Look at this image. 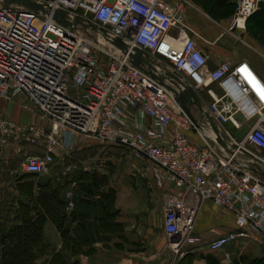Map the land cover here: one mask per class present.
<instances>
[{"label":"built area","instance_id":"1","mask_svg":"<svg viewBox=\"0 0 264 264\" xmlns=\"http://www.w3.org/2000/svg\"><path fill=\"white\" fill-rule=\"evenodd\" d=\"M44 1L105 30L98 34L101 41L123 43L128 54L142 52L152 67L144 66L149 73L134 67L128 54L101 48L50 18L0 7V102L24 96L39 114L24 126L0 115V157L11 140L40 147L37 154L25 153L20 170L45 175L83 137L121 147L153 165L158 187L167 182L175 190L161 197L166 246L175 256L201 243L193 227L206 202L228 212L234 223L207 243L210 252L240 239L259 238L264 245V83L253 70L244 62L207 68L208 57L195 41L199 36L185 23L187 0ZM262 7L264 0H236L225 31L241 40L247 20ZM97 52L109 56L106 68ZM151 74L172 87L179 78L210 98L207 117L197 119L202 128ZM228 124L248 131L237 139ZM104 162L98 156L83 163V170L97 171ZM74 170L69 165L62 171L69 186L67 214L78 188L69 177Z\"/></svg>","mask_w":264,"mask_h":264},{"label":"crops","instance_id":"2","mask_svg":"<svg viewBox=\"0 0 264 264\" xmlns=\"http://www.w3.org/2000/svg\"><path fill=\"white\" fill-rule=\"evenodd\" d=\"M191 2L185 11V23L191 29L192 36L201 37H195V41L197 47L208 57L207 68L213 70L223 62H231L232 64L244 62L264 83V44L248 34H244L243 39L237 41L227 31V42H219L220 34L228 27L229 22L213 19L201 6ZM169 33L175 38L177 29L173 28ZM213 86L218 92V87ZM201 97L206 103L204 109L207 111L210 98L203 94ZM1 102L6 107L3 110L4 116L17 125L24 126L38 119V111L27 102L24 96ZM191 109L196 119L201 120L202 116L197 112V109L194 107ZM226 128L237 139L244 136L241 132L244 126L240 131H234L230 124L226 125ZM204 132H206L205 129ZM191 136L196 139L194 133ZM83 139L77 140L75 150L78 149L77 143ZM9 143L8 148L1 153L0 161H7L8 158L2 156H10L9 148L21 147L26 142L11 140ZM21 149L24 153L25 150ZM61 163L58 161L53 166L61 165ZM53 166L43 176L51 179L52 183L55 182L57 186L64 185L66 182L63 180L66 179L62 177V173L59 171H51ZM100 174L110 173L104 170ZM143 175V178L139 177V179L146 182L141 183V185L134 184L132 186L123 182L111 185L114 190L111 212L107 211L108 209L104 204L100 207L97 204V200L100 199L98 191L89 195L83 194L82 196H87L84 198L78 197L74 216L83 222H89L99 227L101 231L99 237L101 238L95 241L89 254L76 256L69 252L68 257L70 260L72 259L71 262L76 260L77 264H211L212 261H216L218 264H231L229 262L232 264H261L258 261L261 259L264 245L259 238L253 241L240 239L235 243L226 245L219 252H210L207 249L208 242L234 229L232 216L209 202L200 206L193 227V233L201 239V243L195 245L192 251L185 252L181 256H175L166 246V238L162 228L161 206L163 192L168 189H172L173 192L175 190L167 182L162 187H156L153 184L148 185L151 180H146L147 174ZM110 178L111 181L112 177ZM56 179L59 181L57 182ZM100 213L109 214V216L102 220L99 216ZM105 219L108 220V224L105 223ZM101 222L105 225H101ZM71 224L69 236H74L76 223ZM43 236L45 242L55 248L56 251L62 249L61 234L51 222L45 223Z\"/></svg>","mask_w":264,"mask_h":264},{"label":"rangeland","instance_id":"3","mask_svg":"<svg viewBox=\"0 0 264 264\" xmlns=\"http://www.w3.org/2000/svg\"><path fill=\"white\" fill-rule=\"evenodd\" d=\"M233 2L235 4L236 0H234ZM210 12H212L211 9ZM220 12L221 11L215 12L214 16L219 15ZM232 14L233 13H231V15L228 17L221 19L218 18L215 20L229 22V19ZM252 20H254L252 21V24L250 23L246 26V30L245 32H243L241 40L243 39L244 34H248L256 39H259L260 41H262V43H264V32L261 31V28L258 29L255 26V22H257L258 20L257 17H254ZM225 30L226 29L221 32L219 42H227L228 37L226 35L228 33ZM233 38L237 41H240L234 36ZM96 54L100 60L101 66L103 68H106L111 62L109 56H106L101 52H97ZM212 88L215 89L214 86H212ZM202 94L206 97V94ZM1 103L2 102H0V115H4L3 110L6 107L4 104L2 105ZM247 131L248 127L244 126L241 132L245 134ZM83 138V140H80V142L77 143L78 149L76 148L77 150L73 151L70 157L64 162H62L61 165H56L55 167L53 166L54 168H52L51 171L56 170L62 173L64 167L73 165L75 167V170L69 175V177L75 178V175H80L79 172H87L83 170V163L94 159V157L102 156V160H105L106 163L104 162V164H102L99 170L88 172H95L96 174H100L101 171L105 170V172L110 173L108 175V179L104 178L96 185V187L98 188L97 190H101L98 191V193L101 192L105 195H109L108 203L105 202V204L109 206L108 212H111L112 210L113 195L111 194V192H113L114 190L111 188V185L113 186V184H116L117 182H123L126 185L130 184L132 186H134V184L141 185V183L146 181H142V179H139V177L143 178V174H147L146 180L150 179L152 182L148 183V185L153 184V186L158 187L157 180L154 177V167L146 159L137 160L132 158L128 151L124 150L121 147H111L108 145L97 143L92 138ZM21 148L25 150L24 153L22 152L23 150ZM33 150L34 152H41L40 147L35 148L32 144L23 143L21 147L9 148V151H11L9 152L10 156H2L5 158L7 157L8 159L6 162L0 161V225L2 223H6L4 226H12L13 224H15L16 219L18 220V222L23 223L22 220L25 216V211H28L29 209L33 208L40 211V216L45 218L44 221H46V223L51 222L54 225V222L60 221L59 219L60 215L62 214V206L57 203V198H55L54 196H50L49 191L46 192L47 190H45V184L47 182L49 183V189H56V183H50L49 181H47L48 179L46 176L24 174L20 170V166L23 160L25 159V152L26 155H31V153H33ZM110 177H112L111 181L109 180ZM56 181L58 182L59 179H56ZM68 189L69 186L66 182V185H64L62 192L64 193ZM54 209L55 212H53ZM45 260L46 258L45 256H43L42 258L36 261V264H44ZM258 262H262L264 264V250L262 252L261 259H259ZM229 263L232 264V262Z\"/></svg>","mask_w":264,"mask_h":264},{"label":"trees","instance_id":"4","mask_svg":"<svg viewBox=\"0 0 264 264\" xmlns=\"http://www.w3.org/2000/svg\"><path fill=\"white\" fill-rule=\"evenodd\" d=\"M196 5L201 6L213 19H221L231 15L234 11V0H192ZM208 5V7H207ZM210 9L212 12H210ZM221 11L219 15L214 16L215 12ZM254 17H257L256 27L264 32V8H260L257 12H255L246 23L252 24V20ZM259 40V39H257ZM260 41V40H259ZM262 43V41H260ZM264 44V43H263ZM33 147L37 148L33 145ZM39 152L31 153V155L37 154ZM92 173V174H87ZM79 176L75 175V179L78 182V188L75 191V196L73 198L74 208L71 213L66 214L65 205L66 201L63 196V187L57 186L56 189H49V183L45 184L46 192L49 191L50 196H54L59 205L62 207V214L60 215V221L54 222L55 227L59 230L63 245L62 249L56 251L55 248L51 247L50 244L45 242L43 236V229L46 221H44V217L40 216V211L33 208L25 211V216L23 217V223L15 220V224L12 226H4L2 223L0 225V264H36V261L43 256H45L46 260L44 264H77V261L74 260L70 262L68 257V253L71 252L72 255H80V254H89L92 250V245L95 241L101 237L100 228L95 224L89 222H83L81 219H77L74 216V209L77 203L78 197H87L82 196L83 194H92L97 190V183L102 181L104 178L108 179V175L105 174H96L95 172H79ZM93 175V176H88ZM50 183L51 179H48ZM67 182V181H65ZM68 185V183H67ZM100 195V199L97 200V204L104 206L109 209V206L105 204L108 203L109 195H105L101 192L98 193ZM114 197V191L111 192ZM113 203V198H112ZM108 211V210H107ZM55 212V209L53 210ZM100 219L104 220L108 215H103L100 213ZM25 220V222H24ZM108 220L105 219V223ZM76 223L74 236H69L70 229L72 227L71 223ZM104 222V221H103ZM101 222V225H105ZM94 223V222H93ZM9 225V224H8ZM78 230H80L78 232ZM211 264H218L216 261H212ZM261 264H263L261 262Z\"/></svg>","mask_w":264,"mask_h":264},{"label":"water","instance_id":"5","mask_svg":"<svg viewBox=\"0 0 264 264\" xmlns=\"http://www.w3.org/2000/svg\"><path fill=\"white\" fill-rule=\"evenodd\" d=\"M0 7L7 10L32 12L40 15L41 17L50 18L54 23L71 32L85 37L101 48L109 50L110 48H113L120 55L128 54V48L125 44L115 41H101L98 39L95 36V33L104 36L105 30L102 28L68 11L53 8L50 3L44 0H0ZM128 57L130 58V64L132 66L149 73L147 70H144V66H147L151 69L152 65L147 61V59L143 57L142 52L136 51L135 54L129 53ZM151 75L154 79L158 80L164 85V87L172 94L177 107L181 109V111L192 121L196 127L199 128V122L195 118L191 108H196L197 112L202 117H207V113L204 109L205 103L202 102L197 92L190 86H187L185 82L179 78L175 79L177 87L175 86L174 88L167 86L163 79L158 78L156 75ZM211 128L218 133L216 126L212 124ZM227 151L232 153L233 149H227Z\"/></svg>","mask_w":264,"mask_h":264},{"label":"bare ground","instance_id":"6","mask_svg":"<svg viewBox=\"0 0 264 264\" xmlns=\"http://www.w3.org/2000/svg\"><path fill=\"white\" fill-rule=\"evenodd\" d=\"M95 36L99 39V37H98V34L97 33H95ZM172 87V86H171ZM175 88V87H174ZM198 94V96H200V98H201V100H202V102H203V99H202V97H201V95L199 94V93H197ZM196 118V117H195ZM199 127H201V126H199ZM202 128V127H201ZM206 131V130H205ZM205 133H207V131L205 132Z\"/></svg>","mask_w":264,"mask_h":264}]
</instances>
